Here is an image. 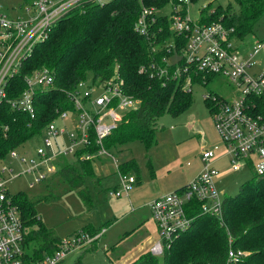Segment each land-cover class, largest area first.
<instances>
[{"label": "built area", "instance_id": "1", "mask_svg": "<svg viewBox=\"0 0 264 264\" xmlns=\"http://www.w3.org/2000/svg\"><path fill=\"white\" fill-rule=\"evenodd\" d=\"M107 1L24 0L20 5L21 10L18 9L14 15L4 10L0 2V103L5 100L12 108L36 118L35 99L39 91L56 85L55 72L43 66L24 73V88L16 91L13 98L7 96L11 77L20 73L23 60L33 53L37 44L48 37L50 27L61 17L86 3L104 4ZM190 1L169 0L173 8L167 15L174 35L162 46L156 43L152 45V51L165 48L166 55L162 57V63L153 61L149 67L142 66L140 71L151 69L152 75H166L176 79L185 75L183 85L188 87L193 82V67L204 76L221 75L240 86L242 95L238 99L229 100L220 94L217 98L214 93L205 97L214 98L211 113L216 130L226 145L225 154L230 158L231 169L240 170L252 164L256 173L264 175V104L259 106L254 101L256 97L264 98V74L251 75L248 72L254 65L251 58L262 43L256 41L253 52L248 57L241 56L236 45L234 27L220 20L206 22L202 17L192 18L188 6ZM158 14V8L143 5L135 22L136 30L152 38L150 25ZM183 35L186 42L181 44L180 38ZM172 56H175V60H171ZM66 94L70 107L57 112L56 118L46 125L42 144L37 147L35 154H23L20 147L9 152L8 157L13 164L22 167L21 172L15 173L14 166L4 164L8 157L0 162V264H60L70 249L89 246L102 234H91L85 230L74 232L61 238L53 253L36 257L31 252L32 248L25 244V226L21 211L12 201L6 186L9 180L20 174H28L31 187L58 172L56 165L49 163L52 157L69 152L76 154L81 149L94 146V150L89 148L81 152L79 158L96 161L106 155L113 156L119 183L118 187L110 189V195L128 196L137 182L135 174L124 173L118 168L117 158L105 146L106 137L116 128L123 114L139 106V100L126 91L124 78L118 72L104 80L87 77L79 80L72 89L66 90ZM67 117L70 118L67 123H73L75 132L70 131L65 136V129L57 125V119L65 123ZM60 134L64 139L67 138L68 144H64ZM216 154L213 149L204 148L202 159L205 165L195 177L184 187L149 202L152 217L160 232L159 240L151 247L153 254L162 255L180 237L182 231L191 225L195 218L190 214L193 200L200 202L202 213L222 217V199L215 184L220 170L212 165ZM244 254L247 252L235 250L231 246L227 264L242 259Z\"/></svg>", "mask_w": 264, "mask_h": 264}, {"label": "trees", "instance_id": "2", "mask_svg": "<svg viewBox=\"0 0 264 264\" xmlns=\"http://www.w3.org/2000/svg\"><path fill=\"white\" fill-rule=\"evenodd\" d=\"M168 2L169 0H109L104 4L89 2L53 24L48 37L37 44L33 53L23 60L20 73L11 77L7 96L13 98L16 91L22 90L23 74L38 67L48 66L52 69L56 75V85L39 91L35 99L36 118L12 108L5 100L0 103V162L8 157L13 148L21 147L32 137L43 134L46 125L56 118L57 112L70 107L66 90L72 89L79 80L89 77V73L94 80H104L118 72L124 78L126 91L139 100V106L126 111L116 128L106 137V148L111 151L133 139H140L148 146L153 144L156 119L165 112L176 114L183 111L193 100L192 91L183 85L185 75L176 79L172 76L152 75L151 69L140 71L142 66L149 67L153 61L157 64L163 62L165 48L152 51V45L156 43L162 46L174 34L170 30L167 14L159 13L151 23L152 38L140 34L135 28V22L143 5L160 9ZM263 16L264 0H235L234 5H218L209 10L205 6L202 9L203 21L220 20L225 25L234 27V35L239 39L252 33ZM178 40L179 37L176 41ZM180 42H186L184 35ZM183 62L184 59L181 60ZM191 71L193 81L205 84L213 75L204 76L193 67ZM214 94L219 98L218 93ZM205 99L211 111L214 98L209 96ZM254 101L259 106L264 104L263 96L256 97ZM89 148L95 149L91 146L76 153L81 167L68 163L57 173L76 187L85 203L91 206V196L84 186V178L85 175L94 174L93 164L92 160L79 158L80 153ZM149 165L154 173L153 164L150 162ZM118 168L124 173H135L137 180L139 179L134 159L121 162ZM10 194L21 211L26 246L30 247L32 244L31 252L39 258L53 253L61 237L53 235L41 223L35 210V201L24 191ZM50 197L54 196L47 194L43 198ZM192 203L193 210H190V214L195 216L194 220L162 255L145 251L129 264H227L231 246L235 250L251 249L248 256L231 264H264V175L256 173L253 179L241 186L236 195L223 196L222 217L224 216L226 225H220L221 217L202 213L199 201L193 200ZM84 230L91 234L98 232L89 226ZM230 236L232 240L229 242Z\"/></svg>", "mask_w": 264, "mask_h": 264}, {"label": "rangeland", "instance_id": "3", "mask_svg": "<svg viewBox=\"0 0 264 264\" xmlns=\"http://www.w3.org/2000/svg\"><path fill=\"white\" fill-rule=\"evenodd\" d=\"M0 2L4 10L14 15L23 0ZM228 4L234 5L235 0H191L188 5L189 14L192 18H201L205 6L209 10L218 5L226 7ZM172 8V4L168 2L159 9V13L169 14ZM238 41L236 40L239 44L238 51L241 56L246 57L253 52L256 41L262 43L261 48L251 58L254 65L248 72L251 75L264 74V16L252 33ZM171 60H175V56H172ZM88 76L92 77L91 73ZM188 88L192 91L191 104L179 113L165 112L156 119L153 144L148 146L140 139H133L111 149L118 160L117 164L129 159L136 161L139 180L129 192L130 199L124 195L109 194L110 189L119 183L117 166L113 163L112 155L103 157V166L92 162L94 174L85 175L84 186L90 192L91 206L85 203L77 188L71 186L58 173L31 187V177L28 174H20L6 183L10 193L24 191L35 201V210L41 223L53 235L64 238L84 230L86 226L102 233L96 242L91 244L94 246L70 249L60 264H129L130 261L125 263L124 258L132 248L145 240H151L150 244L153 245L160 238L149 202L195 177L205 165L202 159L204 148L216 152L224 151L226 145L216 130L205 95L218 93L229 100L238 99L242 95L241 87L227 77L213 74L206 84L194 80ZM69 119L65 118L66 124L57 119V125L65 129V136L70 131L75 132L73 123H67ZM42 136L43 134H38L27 140L19 150L23 154H35L37 147L42 144ZM60 137L64 144H68L67 138L64 139L62 134ZM150 162L153 164L154 173L150 169ZM49 163L56 165L58 170L68 163L81 167L78 157L71 152L52 157ZM4 164L14 166L15 173L22 170V167L13 164L9 157ZM220 164V171H224L215 178V184L221 199L225 195H236L243 184L256 176L252 164L244 169L232 170L227 157H224ZM212 165L216 166L214 162ZM47 194L54 197L43 198ZM219 223L226 225L224 216L220 218ZM30 247L32 248V244ZM241 250L247 252L244 258L250 254L251 249Z\"/></svg>", "mask_w": 264, "mask_h": 264}, {"label": "crops", "instance_id": "4", "mask_svg": "<svg viewBox=\"0 0 264 264\" xmlns=\"http://www.w3.org/2000/svg\"><path fill=\"white\" fill-rule=\"evenodd\" d=\"M23 2H24V0H23ZM237 41L238 40H242V39H236ZM239 42V41H238ZM238 42H236V45L238 46L239 44H237ZM224 157H227V159H228V161L230 162V158H229V156L227 155V154H225V149H224V151H221V152H217V154H216V158L214 159V164L216 165L215 167L216 168H218L219 170L221 169V167H222V164H220V161L224 158ZM92 162H95V163H98L99 165H101V166H103V163H104V160H103V158H101V159H98V160H96V161H92ZM246 168V167H245ZM230 169H231V167H230ZM244 169V168H243ZM233 170V169H232ZM224 171V170H223ZM223 171H220L221 173L223 172ZM220 175V174H219ZM139 180V179H138ZM138 180H137V182H138ZM187 184V182L186 183H184V184H180V185H177V186H175L174 188L175 189H179V188H181V187H183V185H186ZM116 187H118V183H117V186ZM116 187H114V188H116ZM174 189V190H175ZM128 199H130V194L128 195V196H126ZM157 224V223H156ZM96 241H94V243H95ZM151 243V240H149V242H147L146 240L145 241H143L142 243H140V244H138L136 247H134V248H132L131 250H130V252H129V254L124 258V261H125V263L126 262H132L133 260H135L138 256H140L143 252H145V251H151V247H152V245L150 244ZM90 246H94V244L93 245H89V246H86V247H84L83 249H86L87 247L89 248ZM128 260V261H127ZM129 262V263H130Z\"/></svg>", "mask_w": 264, "mask_h": 264}]
</instances>
